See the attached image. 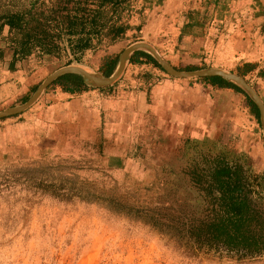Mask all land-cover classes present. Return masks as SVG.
I'll list each match as a JSON object with an SVG mask.
<instances>
[{"label": "rangeland", "instance_id": "obj_1", "mask_svg": "<svg viewBox=\"0 0 264 264\" xmlns=\"http://www.w3.org/2000/svg\"><path fill=\"white\" fill-rule=\"evenodd\" d=\"M171 1H136L129 18L132 28L114 44L87 50L79 57L74 56L67 42L61 58L34 54L20 69L26 73L25 79L20 78V71H11L0 62V111L27 101L44 79L66 66L69 59L72 64L98 71L106 58L120 56L140 39L154 44L162 57L182 68L181 62L172 58L168 42L162 44L173 29L168 30L170 26L165 23H155L157 15L151 21L155 8L166 7ZM175 1L187 5L198 0ZM255 1L261 8L255 12V26H262L264 0ZM26 2L0 0V11ZM142 26L145 33L140 32ZM260 34L264 46V27ZM159 77L204 89L195 92V103L185 115L182 111L175 117L161 114L144 130H137L148 136L136 141L127 155L107 153L115 149L104 145L108 139L102 130L94 133L86 127L85 118H91L87 113L92 108L87 94L73 116L74 112L60 110L55 100L41 96L40 102L25 112L0 119V264H264V256L238 262L219 253L197 251L173 229L184 227L207 206L204 192L188 173L202 162L205 153L226 147L245 152L255 165L264 168L261 115L252 111L244 93L232 88H213L202 78H178L167 71ZM258 92L264 97L263 86L258 87ZM200 93L207 94L203 109ZM157 100L152 95L153 105ZM254 145L258 148L251 153ZM44 177L57 184L85 182L106 197H117L140 209L155 208V216L164 222L160 226L163 231L152 226L148 216L135 218L97 202L57 197L38 187Z\"/></svg>", "mask_w": 264, "mask_h": 264}, {"label": "trees", "instance_id": "obj_2", "mask_svg": "<svg viewBox=\"0 0 264 264\" xmlns=\"http://www.w3.org/2000/svg\"><path fill=\"white\" fill-rule=\"evenodd\" d=\"M138 0H28L23 5L7 6L0 11V62L11 71L22 69L36 53L45 58L62 57L65 42L74 56L125 38L132 28L129 18ZM5 30L7 33L5 35ZM142 57V59H140ZM133 62H149L164 68L145 51H137ZM73 63L69 59L66 65ZM119 56L108 57L101 69L111 75ZM213 88H232L244 93L259 117L257 105L237 85L221 77L203 78ZM79 93L92 89L80 75L67 74L49 88ZM2 120V119H1ZM216 150V151H215ZM195 185L204 192L207 206L200 216L192 217L182 228H173L197 251L219 253L238 262L264 256V169L258 168L245 152L220 147L205 153L201 163L189 172ZM36 177L37 175H33ZM44 177L38 187L62 199L78 198L100 203L114 212H128L135 218L149 217L163 231L162 218L155 208L140 209L117 197H106L85 182L57 184ZM168 225V224H165Z\"/></svg>", "mask_w": 264, "mask_h": 264}, {"label": "crops", "instance_id": "obj_3", "mask_svg": "<svg viewBox=\"0 0 264 264\" xmlns=\"http://www.w3.org/2000/svg\"><path fill=\"white\" fill-rule=\"evenodd\" d=\"M256 3L255 0H198L194 4L184 5L183 2L172 0L166 7L155 8L156 14L151 21H155L157 15L159 20L155 23H165L170 26L168 30L173 29V34L164 39L162 44L168 42L167 47L172 53V58L183 66L179 68L172 64L175 67L181 70H196L216 65L244 76L258 91L259 86L264 87V46L260 34L264 25L255 26V12L261 10ZM148 30L146 29V32ZM144 31L145 26H142L140 32L145 33ZM144 40L139 41H148ZM135 53L122 76L112 85L91 87L92 89L79 93L67 92L59 87L57 92L52 89L53 91H45L42 95L55 100L60 110L70 113L79 108L87 94V98L92 99V108L90 107L87 113L91 118L88 120L84 117L86 127L94 133L102 130L104 138L108 139L104 145L115 149L108 150L107 153L127 155L132 152L136 141L148 136L138 133L137 130H144L161 114L175 117V113L182 111L185 115V111L189 112L195 103V92L204 89H192L189 83L184 81L173 83L165 77H159L164 71L149 62H133ZM203 62L213 63L205 66ZM16 71H20V78L25 79L26 73ZM100 71L105 73L103 69ZM152 95L154 98L158 97L156 105L151 102ZM206 95L199 94L202 109L206 104ZM260 96L264 100V97ZM75 113H72V116ZM88 124H91V127ZM252 147L251 153L254 148H258L256 145ZM258 168L263 167L258 164Z\"/></svg>", "mask_w": 264, "mask_h": 264}, {"label": "water", "instance_id": "obj_4", "mask_svg": "<svg viewBox=\"0 0 264 264\" xmlns=\"http://www.w3.org/2000/svg\"><path fill=\"white\" fill-rule=\"evenodd\" d=\"M137 51H146L151 54L158 63L167 71L170 75L178 78L198 79L206 77H221L224 80L231 82L240 87L257 105L264 131V100L258 93V91L248 82V80L235 72L225 70L218 67H206L196 70H181L169 61H167L160 52L151 44L144 41H137L129 45L123 50L119 56V63L116 70L107 75L103 71L93 70L80 64H69L58 68L52 72L44 81L37 87L32 96L22 104L4 109L0 111V119L18 115L31 108L43 95V93L60 77L67 74H77L83 79V82L89 87H106L115 83L124 73L128 62L131 60L133 54Z\"/></svg>", "mask_w": 264, "mask_h": 264}]
</instances>
